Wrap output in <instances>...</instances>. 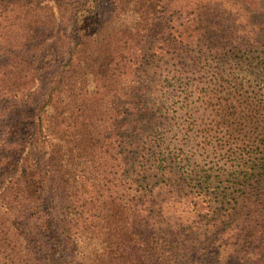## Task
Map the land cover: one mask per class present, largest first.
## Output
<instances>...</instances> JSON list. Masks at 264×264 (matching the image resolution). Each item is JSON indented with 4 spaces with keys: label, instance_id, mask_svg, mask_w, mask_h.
<instances>
[{
    "label": "trees",
    "instance_id": "1",
    "mask_svg": "<svg viewBox=\"0 0 264 264\" xmlns=\"http://www.w3.org/2000/svg\"><path fill=\"white\" fill-rule=\"evenodd\" d=\"M0 264H264V0H0Z\"/></svg>",
    "mask_w": 264,
    "mask_h": 264
}]
</instances>
